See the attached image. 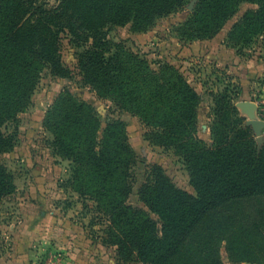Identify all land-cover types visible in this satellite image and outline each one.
Masks as SVG:
<instances>
[{"label": "trees", "instance_id": "16d2710c", "mask_svg": "<svg viewBox=\"0 0 264 264\" xmlns=\"http://www.w3.org/2000/svg\"><path fill=\"white\" fill-rule=\"evenodd\" d=\"M191 0H0V154L18 141L21 113L45 67L65 75L61 33L83 50L77 67L84 85L140 118L153 145L174 149L185 163L195 193L178 187L159 165L139 195L149 211L128 203L132 151L121 122L102 128L98 110L64 90L50 105L44 126L55 155L73 164L70 183L93 200L106 221L104 244L120 259L142 264H224L264 259V142L236 105L238 91H211V142L199 135L202 95L169 62L153 67L148 57L111 46L107 30L132 24L146 31ZM181 33L215 37L244 3L255 5L236 21L226 42L264 57V0H193ZM11 127V129H10ZM13 129V130H12ZM16 190L14 175L0 163V220L5 196ZM157 217V219L154 216ZM1 235V229H0Z\"/></svg>", "mask_w": 264, "mask_h": 264}, {"label": "rangeland", "instance_id": "374dc122", "mask_svg": "<svg viewBox=\"0 0 264 264\" xmlns=\"http://www.w3.org/2000/svg\"><path fill=\"white\" fill-rule=\"evenodd\" d=\"M38 1L52 7L59 5L61 0ZM193 4L191 0L185 9L159 19L146 31H134L131 23L112 26L107 30V38L113 49L120 45L145 55L154 68L161 62H169L184 73L202 95L199 135L210 142L211 91L237 90L235 102L247 124L250 119L264 123V59L257 55L256 45L239 51L226 42L232 25L255 5L242 4L215 37L192 39L181 33L179 25L188 18ZM60 37L58 53L68 69L67 74H54L48 67L43 69L32 102L20 115L15 147L0 154V163L12 172L16 185V190L5 196L1 205L0 264H142L120 259L116 247L102 241L107 223L99 218L95 202L82 198L74 190L70 183L71 161L54 154L52 134L44 126L47 110L64 90H68L76 99L98 110L102 128L109 121L122 123L133 159L128 203L135 207L149 211L139 190L156 165L161 166L178 187L195 193L188 169L174 149L153 145L146 139V128L139 117L84 85L77 67L83 46H78L66 33H61ZM243 102L252 103L251 108H245ZM254 132L257 138L263 137L258 141L262 144L264 125L258 134L255 129ZM31 220L36 223L31 225L30 222V229L25 232L26 222ZM44 220L46 223H42ZM221 256L224 264H264V259L259 263L232 261L225 243Z\"/></svg>", "mask_w": 264, "mask_h": 264}, {"label": "water", "instance_id": "95a60500", "mask_svg": "<svg viewBox=\"0 0 264 264\" xmlns=\"http://www.w3.org/2000/svg\"><path fill=\"white\" fill-rule=\"evenodd\" d=\"M191 7H193V5ZM242 105L245 108H251L252 103H250V102H243ZM248 124L249 125H253L254 129L257 131V134H258L260 128L264 125L263 121H261L259 119H250L248 121ZM257 139H258V141H262L263 137L259 135Z\"/></svg>", "mask_w": 264, "mask_h": 264}, {"label": "crops", "instance_id": "0c3cea01", "mask_svg": "<svg viewBox=\"0 0 264 264\" xmlns=\"http://www.w3.org/2000/svg\"><path fill=\"white\" fill-rule=\"evenodd\" d=\"M257 55H259V54H257ZM259 57H262V60L264 59V57L263 56H259ZM264 61V60H263ZM263 64H264V62H263ZM263 68V70L262 71H264V66L262 67ZM210 142H211V133H210ZM30 222H31V225L33 224V223H36L34 220H31V221H27L26 222V224H27V226H28V228L25 230V232H27L29 229H30ZM42 222V221H41ZM42 223H46V221L44 220ZM86 228H88V226L86 227ZM62 234V237H61V239H63V236H64V234L63 233H61ZM66 248L68 249V250H71L72 248H70V246H66Z\"/></svg>", "mask_w": 264, "mask_h": 264}]
</instances>
